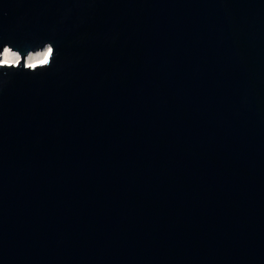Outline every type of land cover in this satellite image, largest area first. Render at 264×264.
Wrapping results in <instances>:
<instances>
[{"label":"water","instance_id":"obj_1","mask_svg":"<svg viewBox=\"0 0 264 264\" xmlns=\"http://www.w3.org/2000/svg\"><path fill=\"white\" fill-rule=\"evenodd\" d=\"M0 264H264V0H0Z\"/></svg>","mask_w":264,"mask_h":264},{"label":"bare ground","instance_id":"obj_2","mask_svg":"<svg viewBox=\"0 0 264 264\" xmlns=\"http://www.w3.org/2000/svg\"><path fill=\"white\" fill-rule=\"evenodd\" d=\"M8 51V50H7ZM9 52V51H8ZM50 49L47 47L46 49L42 50V51H37L33 54H30L27 59H26V64L29 66L31 64L32 66H35L37 64H43L41 63V60L43 59V56L45 53L49 54ZM15 57H17L15 54H12L11 52H9V54L6 56L5 52L1 57L2 62L5 61V59H8L9 61H14ZM48 57V56H47Z\"/></svg>","mask_w":264,"mask_h":264},{"label":"snow or ice","instance_id":"obj_3","mask_svg":"<svg viewBox=\"0 0 264 264\" xmlns=\"http://www.w3.org/2000/svg\"><path fill=\"white\" fill-rule=\"evenodd\" d=\"M9 54V52L7 50H5V55L7 56ZM47 56H48V53H45L44 56H43V59L41 60V63H46L47 62ZM4 62H11L9 61L8 59H5Z\"/></svg>","mask_w":264,"mask_h":264},{"label":"clouds","instance_id":"obj_4","mask_svg":"<svg viewBox=\"0 0 264 264\" xmlns=\"http://www.w3.org/2000/svg\"><path fill=\"white\" fill-rule=\"evenodd\" d=\"M50 51H51V49H50ZM19 59V57H15V60L14 61H12V62H4V63H6V64H10L11 66H15V64H16V61ZM29 67H31V64L29 65Z\"/></svg>","mask_w":264,"mask_h":264}]
</instances>
